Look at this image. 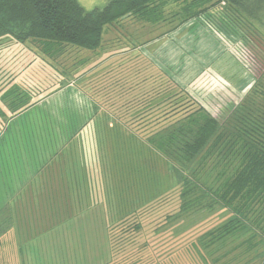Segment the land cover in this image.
<instances>
[{
	"label": "rangeland",
	"instance_id": "rangeland-1",
	"mask_svg": "<svg viewBox=\"0 0 264 264\" xmlns=\"http://www.w3.org/2000/svg\"><path fill=\"white\" fill-rule=\"evenodd\" d=\"M78 1L86 10L104 8L108 3V0ZM218 5L221 2L215 6ZM215 6L170 33H165L171 28L169 23L150 24L134 17L126 18L106 26L102 44L98 49L88 50L71 45L67 47V52L56 59L45 54L35 41L3 39L0 42V197L4 188L9 187L10 179L14 177L11 171L20 170L27 177L23 172L27 164L31 162V168H34L58 144L66 140L67 134L73 133L83 122L88 104L78 98L81 90L77 85L83 87L84 78L81 73L85 68L94 67L95 84L98 87L103 80L105 89H109L115 81L113 79L125 72L124 84L117 89L120 95L113 94L108 97L109 107L114 103L124 112L137 105L143 108L149 99L152 102L159 93L163 94L167 81L161 77L160 72L165 70L184 89L198 92L209 107H219L216 118L223 122L251 86L255 76L264 71V27L260 26V33L251 28L245 34L237 28L234 29L230 21L232 30L226 32L229 36L220 38L214 29L202 23L204 16ZM178 8L179 5L170 2L165 15L168 16ZM232 33L247 46L246 53L243 54L240 48L231 49L235 46L229 39ZM157 36L160 40L155 45H150L148 41ZM165 40L175 42L172 50L170 46L167 51L164 47L161 48ZM177 45L181 48L177 49ZM158 49L159 52L153 54ZM121 54L132 58L124 57L123 67H117L111 74L106 73L115 66ZM144 54L148 59L140 56ZM224 54L230 62L220 61V56ZM240 54L242 55L238 56ZM252 58L257 63L254 64ZM153 62L157 69L156 89L149 79L153 75ZM249 63L259 67V70L256 71L255 67L252 71L245 68ZM146 86L151 88V92ZM131 90L133 95L130 96L128 92ZM125 92L127 94L123 95ZM34 103L38 104L12 118L15 110L24 109ZM122 153L124 154L123 148L117 145L109 151L112 162L108 174L111 181H115L118 190L123 189L124 194H129L128 191L131 190L132 194L129 195L134 198L133 205L127 197L118 200L119 207L124 212H129L148 204L151 195H154L157 183L154 185L152 174L157 160L147 150L143 162L141 158L134 162L129 159L126 161ZM163 179L161 188L170 190L169 194L154 200L150 206L144 207L145 209H141L129 220L130 223L140 222L142 230L132 232L125 242L120 240V237L128 236L122 233V226L111 231L110 235L115 239L112 264H212L206 253L199 256L195 243L201 234L217 226L228 215L216 214L207 220L200 215L174 226L166 224V217L179 208L180 189L173 188L170 181L165 182V176ZM10 228L9 226L6 229L1 224L0 230L4 231L2 236ZM93 237L62 238L58 249H93L90 256L94 258V264H98L100 260L97 258L103 251L102 256L105 259L109 257L110 260V244L108 247L105 234L100 235L95 231ZM8 238L12 239L10 234ZM83 241L88 246H83ZM12 249H16L15 244ZM203 257H206L207 263H203Z\"/></svg>",
	"mask_w": 264,
	"mask_h": 264
},
{
	"label": "trees",
	"instance_id": "trees-1",
	"mask_svg": "<svg viewBox=\"0 0 264 264\" xmlns=\"http://www.w3.org/2000/svg\"><path fill=\"white\" fill-rule=\"evenodd\" d=\"M170 2L179 8L166 16ZM220 2L227 4L225 13L234 29L245 34L251 28L261 32L264 0H108L104 8L93 10H86L78 0H0V42L5 38L32 40L56 59L71 45L98 49L106 26L126 18L150 24L169 23L171 28L165 33H170ZM167 82L163 94L154 98L153 109L148 104L127 112L114 108L110 110L112 116L91 112L90 116L115 117L124 123L77 126L71 135L91 136L90 144L103 153L107 169L112 162L108 153L116 145L123 148L121 155L131 162L140 158L145 161L144 154L149 151L157 160L152 174L157 186L149 203L169 194L170 190L161 188L164 176L165 182L180 189L179 209L166 217V224L174 226L200 215L207 220L216 214H227L224 221L198 237L195 248L199 256L206 253L212 264H264V71L255 76L223 122L216 118L219 107H209L198 92L188 91L174 80ZM117 87L122 85L118 83ZM79 97L85 100L83 93H78ZM38 103L15 110L12 118ZM112 106L118 107L114 103ZM69 135L60 144L61 149H72ZM72 142L79 143L75 139ZM58 148L59 144L54 150ZM106 180L104 195L110 219L107 241L111 250L108 264H112L115 239L111 231L122 226V233L128 234L120 237L123 242L132 232L141 231L140 222L129 220L147 204L124 212L118 200L127 197L133 205L131 190L129 194L118 190L109 174ZM3 233L0 230V237ZM203 261L207 263L206 257Z\"/></svg>",
	"mask_w": 264,
	"mask_h": 264
},
{
	"label": "crops",
	"instance_id": "crops-1",
	"mask_svg": "<svg viewBox=\"0 0 264 264\" xmlns=\"http://www.w3.org/2000/svg\"><path fill=\"white\" fill-rule=\"evenodd\" d=\"M222 22L224 30L230 32L232 30L231 22L226 15ZM166 36L168 35L166 34ZM157 40H160L158 36L148 43L155 45ZM174 45V41L165 40L161 48L164 47L167 51L170 46V50H172ZM180 46L182 47L181 44ZM180 46L177 45L176 48H181ZM160 49L155 50L153 54L159 52ZM121 55H119L120 58L115 66L109 68L106 73L111 74L114 69L123 67L122 61L124 57H127V54ZM140 56L148 59L145 54ZM127 58H132V56ZM220 58V61L230 62L226 54L221 55ZM153 64V75H150L149 79L156 89L158 84L157 69L156 63L153 62ZM162 72L160 74L164 80H174L170 73L165 70ZM124 73L122 72V75L114 78L115 81L109 86V89H105L103 80L100 86H96V80L93 79L94 67L85 68L81 73L84 78L83 87L77 85L81 90L78 93H83L85 103L88 104L86 116L80 126H103L107 123L123 125L124 122L118 118L93 117V113L91 117L90 113L100 112V114L112 116L110 110L118 109V107L108 106V97L119 93L117 85L118 83L124 84ZM180 86L182 85L180 84ZM146 88L151 92L149 86ZM128 93L130 96L133 95L132 90ZM148 104L149 109H153L152 104L155 106V102H151L150 99ZM70 135L68 144L69 146L71 144L72 149H61L62 146L59 144L60 148L52 151L34 168H31L30 162L23 171L27 177L22 175L20 170L11 171L14 177L10 181L13 183H8L9 187L4 188L2 197H0V224L4 225L6 229L11 227L0 238V264H94L92 261L94 258L90 256L93 249H58L62 238L65 237L92 239L95 231L100 235L104 233L106 239L109 236V216L106 198H104V183L105 185L107 183L108 169L103 164V153L93 149L90 144L92 143L91 136H87V134L71 135L73 140H78L77 145L72 142ZM74 144L79 149L76 150ZM152 203L147 204L145 208ZM104 211L106 215H104ZM9 234L12 239L8 238ZM13 244L16 245V249H12ZM83 245L88 246L86 241L83 242ZM105 251L109 252V249ZM102 255L97 258L100 260L98 264H108L109 257L105 259ZM95 264L97 263L95 262Z\"/></svg>",
	"mask_w": 264,
	"mask_h": 264
},
{
	"label": "built area",
	"instance_id": "built-area-1",
	"mask_svg": "<svg viewBox=\"0 0 264 264\" xmlns=\"http://www.w3.org/2000/svg\"><path fill=\"white\" fill-rule=\"evenodd\" d=\"M226 6H227V4L225 2H221V5L220 6L219 5L218 6H215L208 13L207 16H204L203 22H202V23H205L206 25L210 26L212 29H214V31L217 33V35L220 38H222V37L226 38L227 35H228L226 33V31L224 30V28H223V24H221V23H223L222 20L224 19V16H225V8H226ZM218 22H221V23H218ZM218 25L225 31L226 34L224 33V31ZM230 28H231V25H230ZM229 39L233 43V45L238 46V47L232 46L231 49H234L235 50L236 48H238V49L240 48L242 50L241 52L243 54L246 53L245 47H247V46L243 43V41H241V39L239 40L238 38L234 37L233 33L231 34V36H230ZM241 42L243 44L240 45ZM241 55L242 54H240L238 56H241ZM253 59L254 58H252V60ZM255 61L256 60L254 59V64H255ZM244 67L252 71L254 69V67H256V66L252 65V63H249V64L245 65Z\"/></svg>",
	"mask_w": 264,
	"mask_h": 264
}]
</instances>
